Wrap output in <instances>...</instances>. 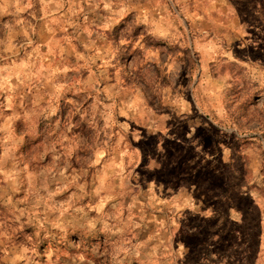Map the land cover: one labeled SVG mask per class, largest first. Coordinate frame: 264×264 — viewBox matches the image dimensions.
<instances>
[{
	"label": "rangeland",
	"instance_id": "374dc122",
	"mask_svg": "<svg viewBox=\"0 0 264 264\" xmlns=\"http://www.w3.org/2000/svg\"><path fill=\"white\" fill-rule=\"evenodd\" d=\"M0 264H264V0H0Z\"/></svg>",
	"mask_w": 264,
	"mask_h": 264
}]
</instances>
